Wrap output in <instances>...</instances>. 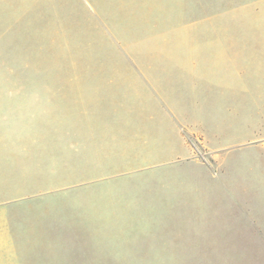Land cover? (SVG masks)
Returning a JSON list of instances; mask_svg holds the SVG:
<instances>
[{
  "label": "crops",
  "instance_id": "obj_1",
  "mask_svg": "<svg viewBox=\"0 0 264 264\" xmlns=\"http://www.w3.org/2000/svg\"><path fill=\"white\" fill-rule=\"evenodd\" d=\"M19 9L70 38L80 64L62 111L38 118L52 132L15 133L0 112V264H110L190 251L157 248L195 242L180 236L264 237L217 170L231 148L217 144V108L248 107L232 94L255 88L252 38L190 0H0ZM160 227L191 232H148Z\"/></svg>",
  "mask_w": 264,
  "mask_h": 264
},
{
  "label": "rangeland",
  "instance_id": "obj_2",
  "mask_svg": "<svg viewBox=\"0 0 264 264\" xmlns=\"http://www.w3.org/2000/svg\"><path fill=\"white\" fill-rule=\"evenodd\" d=\"M190 5L205 6L207 12L217 8V23L232 27L228 29L231 35L252 38L254 43V53L249 45V57H253L248 62L249 72L253 65L255 88L253 92L232 94L244 96L248 107L238 104L228 109L223 103L217 108V132L225 136L217 144L231 146L217 152V170L243 210L248 211L245 215L253 218L264 234V90L256 87L264 88V0H190ZM20 9L0 12V112L13 117L6 122L13 125L15 133L33 136L53 131L51 124H39L38 118H52L55 111H62L63 90H68L72 79L69 70L80 62L71 60L75 54L71 53L70 38L61 37L54 28H39L37 13ZM236 52L233 47L232 53ZM217 64L218 73L230 74V60H219ZM79 67H84V62ZM229 131L230 139L226 140ZM237 134L252 137L240 142L233 139ZM203 155L212 160L210 154ZM148 232L161 237L191 231L160 227ZM177 240L195 242L188 247L157 246L159 250L190 251L111 253L110 264H264V237L180 236Z\"/></svg>",
  "mask_w": 264,
  "mask_h": 264
}]
</instances>
